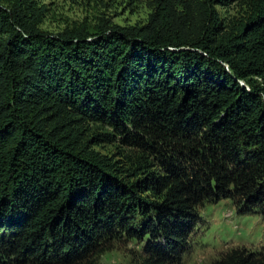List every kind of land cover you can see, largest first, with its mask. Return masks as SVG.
I'll return each instance as SVG.
<instances>
[{
	"label": "trees",
	"instance_id": "16d2710c",
	"mask_svg": "<svg viewBox=\"0 0 264 264\" xmlns=\"http://www.w3.org/2000/svg\"><path fill=\"white\" fill-rule=\"evenodd\" d=\"M144 1L143 24L50 33L34 0H0V264H97L126 241L181 264L205 203L264 216V0Z\"/></svg>",
	"mask_w": 264,
	"mask_h": 264
},
{
	"label": "rangeland",
	"instance_id": "374dc122",
	"mask_svg": "<svg viewBox=\"0 0 264 264\" xmlns=\"http://www.w3.org/2000/svg\"><path fill=\"white\" fill-rule=\"evenodd\" d=\"M44 12L40 28L57 33L66 27L86 24L94 27L100 20L109 25L129 26L146 22L150 9L144 0H34ZM222 17L242 14L238 3L218 7ZM93 130L96 125L90 126ZM103 153L114 154L113 145L94 146ZM141 246L134 241L118 242L99 255L97 264H137ZM232 248L248 251L264 249V216L239 214L229 200L205 203L188 236L181 264H210Z\"/></svg>",
	"mask_w": 264,
	"mask_h": 264
}]
</instances>
